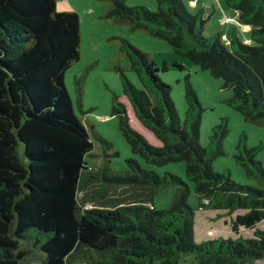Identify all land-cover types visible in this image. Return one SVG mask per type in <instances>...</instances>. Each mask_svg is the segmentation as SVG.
<instances>
[{"label":"trees","instance_id":"trees-1","mask_svg":"<svg viewBox=\"0 0 264 264\" xmlns=\"http://www.w3.org/2000/svg\"><path fill=\"white\" fill-rule=\"evenodd\" d=\"M102 19L164 41L171 50L230 89L225 100L246 123L264 126V0H224L250 27L248 43L234 29L229 44L219 32L201 34L202 10L190 14L181 0H154L155 11L124 0H99ZM125 56L141 88L118 65L122 99L112 95L130 152L146 164L182 162L196 207L187 203L188 185L173 174L160 176L127 159L126 177L106 178L116 153L88 122L76 115L64 74L79 59V19L57 12L55 0H0V264H252L264 257V167L254 159L259 147L236 145L234 161L259 187L241 185L215 172L222 155L225 121L211 128L206 147L198 142L201 106L184 79V118L179 122L169 86L148 55L120 38H111ZM77 106L83 96L75 81ZM155 141L151 144L130 122ZM99 145L103 165L91 171L87 158ZM101 180L118 185L176 187L168 209L115 204L83 210L79 192ZM104 188L92 196H102ZM224 227V230L222 231Z\"/></svg>","mask_w":264,"mask_h":264},{"label":"rangeland","instance_id":"rangeland-1","mask_svg":"<svg viewBox=\"0 0 264 264\" xmlns=\"http://www.w3.org/2000/svg\"><path fill=\"white\" fill-rule=\"evenodd\" d=\"M181 1L190 14L203 9L202 18L207 19L201 30L204 37L219 32L225 36V39L220 41L227 47L229 33L234 29L239 40L244 44L248 43L250 27L238 20L237 14L226 7L224 0ZM124 2L128 6H143L151 11L156 9L154 0H124ZM105 9L106 5L99 0H55L57 12H74L79 19V59L66 70L63 82L76 115L84 125H87L86 121H88L94 131L111 144L112 150L116 153L108 158L105 177L108 179L126 177L129 173L126 160L132 159L143 169L153 171L157 175L169 173L180 178L189 187L187 203L191 207H196L192 184L185 179L184 164L174 162L163 166H152L144 163L137 154L130 152L121 132L117 129V118L110 116L112 95L122 99L118 74L113 70L115 65L119 66L135 88H141L135 73L130 69L129 62L124 55L118 53L115 42L110 41L111 38H120L146 53L158 69L162 64L165 65V72L158 73V76L169 86V97L180 123L184 118V79H187L202 109L198 129L200 146L206 147L211 128L220 121H225L226 133L221 139L222 155L212 161V169L229 175L231 180L241 185L259 187L254 180L245 177L243 168L235 163L233 157L238 154L236 145L241 141L246 149L260 148L254 159L264 167V126L244 122L237 111L225 104V100L231 97V90L222 89L220 79L211 77L207 71L200 70L188 59L174 53L164 41L149 37L142 32H128L125 25H113L102 19ZM75 81L80 82L83 90L80 107L77 106ZM130 123L140 130L148 142L156 145V141L139 126L137 127L136 122ZM92 145L93 150L87 160L91 171L98 173L103 165V157L98 143L92 141ZM100 188H104V194L101 197L92 196V193ZM175 193L176 187L144 188L101 180L87 187L85 191L79 192L77 198L81 200L91 195L89 200L80 203L83 210L112 209L115 204H130L133 201L156 210H165L170 207ZM176 264H194V261L191 257H181ZM252 264H264V257L253 261Z\"/></svg>","mask_w":264,"mask_h":264},{"label":"built area","instance_id":"built-area-1","mask_svg":"<svg viewBox=\"0 0 264 264\" xmlns=\"http://www.w3.org/2000/svg\"><path fill=\"white\" fill-rule=\"evenodd\" d=\"M220 39H222V40L225 39V36L224 35H221Z\"/></svg>","mask_w":264,"mask_h":264},{"label":"crops","instance_id":"crops-1","mask_svg":"<svg viewBox=\"0 0 264 264\" xmlns=\"http://www.w3.org/2000/svg\"><path fill=\"white\" fill-rule=\"evenodd\" d=\"M201 10L203 11V9L201 8ZM87 200H89V199H87ZM135 201H133V202H131L130 204H132V203H134ZM119 204H121V203H119ZM122 204H124V203H122Z\"/></svg>","mask_w":264,"mask_h":264}]
</instances>
